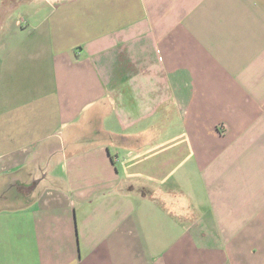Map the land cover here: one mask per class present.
<instances>
[{
  "label": "crops",
  "instance_id": "obj_1",
  "mask_svg": "<svg viewBox=\"0 0 264 264\" xmlns=\"http://www.w3.org/2000/svg\"><path fill=\"white\" fill-rule=\"evenodd\" d=\"M0 264H264V0H0Z\"/></svg>",
  "mask_w": 264,
  "mask_h": 264
},
{
  "label": "rangeland",
  "instance_id": "obj_2",
  "mask_svg": "<svg viewBox=\"0 0 264 264\" xmlns=\"http://www.w3.org/2000/svg\"><path fill=\"white\" fill-rule=\"evenodd\" d=\"M9 201H11V200H9Z\"/></svg>",
  "mask_w": 264,
  "mask_h": 264
}]
</instances>
